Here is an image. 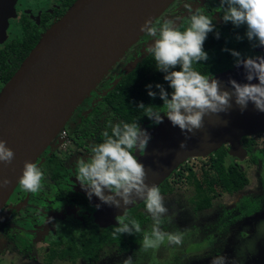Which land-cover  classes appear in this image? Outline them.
<instances>
[{
  "label": "flooded vegetation",
  "instance_id": "1",
  "mask_svg": "<svg viewBox=\"0 0 264 264\" xmlns=\"http://www.w3.org/2000/svg\"><path fill=\"white\" fill-rule=\"evenodd\" d=\"M77 1L0 0V97L6 85L42 37L65 16ZM180 2L179 8L171 10V4L156 20L163 22L165 19H173L183 30L189 24L190 13L184 7L187 3L193 11L200 9L204 14L209 15L216 30L220 33L219 39L216 38L215 32L208 35L204 50L209 59L206 62L194 64L196 71L209 77H216L234 70L236 68L235 58L230 52L224 51L225 48L238 51L245 57L261 55L260 47L253 48L252 43L247 40L246 26L236 28L231 23L223 22L224 9L220 5V0H180ZM169 9L173 12L166 15ZM237 36L244 37V39L237 40ZM153 43L152 38L143 34L75 110L65 128L39 157L35 164L45 176L42 189L37 193H30L19 185L14 191L0 212V264H6L9 254L13 257L12 264L16 261H21L22 264H122V261L130 256L134 263L139 260L136 254L142 250V243L131 245L128 250H124L125 248H121L117 243L96 245L99 252L94 259L80 254V251L86 249L88 243L97 241L96 238L102 240L118 224L116 217L110 220L105 218V209L102 205L99 209L96 208V205L101 203L98 198L93 196L89 201L87 193L76 179L75 162L80 157L87 161L92 147L103 142V132L107 130L109 121L112 123L138 122L141 129L147 130L150 136L164 123L166 116L163 117V123L158 125L146 115L143 120H135L134 117V121H129L121 113L120 103L113 92L120 82L132 75L134 85L138 86L145 76L149 84H163L169 92L172 91L164 80V73L157 71L154 57L146 51ZM138 89L141 88L138 87ZM131 95L136 99L135 91H132ZM151 103L152 106L163 107V101L159 96L155 100L152 99ZM260 135L263 134L246 138L256 143L255 138ZM225 147L230 150L229 146ZM243 148L247 152L245 158L233 160L229 156V164L240 165L241 162L252 161V158L256 156V147L252 151L244 145ZM134 154L139 159L142 153ZM259 161L258 158L256 163H252L257 164ZM185 165H180L160 185V188L170 187L171 190H169H173L161 193L166 201V207L170 209V218H164L161 225V229L166 232L175 228L179 222H183L182 212L186 206L183 203L185 195L189 196V201L195 196V188L189 182L190 188L186 191H182L172 183L175 177H179L176 174L183 171ZM262 169L259 172L261 192L257 194L250 191L248 193L249 181L244 190L234 195L220 193L232 197L233 203L224 202L226 206L221 210L222 214L217 215L215 219L202 220L196 215L201 211L212 210L215 201L222 197L220 194L214 197L209 209L193 208L189 217L190 219L196 218V223L192 229L187 231V236H183L181 245L167 249L168 260H164L162 264H184V262L191 264L199 255L207 254V249L216 254L211 257L220 256L218 252L221 246L225 245L232 231L245 222L264 216V168ZM175 201L178 202L175 203ZM178 203L183 205L179 221L175 215L178 211ZM251 203H254L257 209L249 214ZM138 207L141 206L136 208ZM132 210L126 213L128 219L134 215ZM226 212L227 216H224ZM147 215L149 220L142 231L146 226L151 229L153 224L150 214L147 213ZM199 221H201L200 225ZM175 222H177L176 225ZM202 222H206L208 227L203 228ZM209 235L208 242L206 238ZM128 237L129 235H126V238ZM143 261L146 259L144 258ZM148 264L158 263L153 260Z\"/></svg>",
  "mask_w": 264,
  "mask_h": 264
},
{
  "label": "water",
  "instance_id": "2",
  "mask_svg": "<svg viewBox=\"0 0 264 264\" xmlns=\"http://www.w3.org/2000/svg\"><path fill=\"white\" fill-rule=\"evenodd\" d=\"M174 1L78 0L42 37L0 97V140L15 153L12 165H0V177L12 180L0 191V212L19 186L24 162H37L75 110L144 34V22L159 18ZM243 70L235 76L245 78ZM227 74L217 80H228ZM223 88L231 91L230 85ZM204 124L187 141L167 118L154 130L169 134L165 130L172 128L174 133L163 154L151 148L140 161L149 169L147 183L160 187L188 159L213 155L228 145L230 158L243 160L247 152L242 141L264 133V113L251 103L242 112L233 100L228 113L206 116ZM182 143L187 147L182 149ZM141 204L138 200L127 211ZM102 206L109 220L124 214L123 209Z\"/></svg>",
  "mask_w": 264,
  "mask_h": 264
},
{
  "label": "clouds",
  "instance_id": "3",
  "mask_svg": "<svg viewBox=\"0 0 264 264\" xmlns=\"http://www.w3.org/2000/svg\"><path fill=\"white\" fill-rule=\"evenodd\" d=\"M224 9L222 20L236 28L246 26L245 36L253 48H264V0H220ZM189 24L183 30L173 19H147L140 31L152 38L154 43L146 49L154 57L156 69L164 73V80L172 90L169 92L163 84L146 86L149 97L153 100L159 96L163 107L139 104V109H146L148 119L154 124L163 123V117L179 127L185 133V140H190L196 132L205 127L206 116L228 113L233 106H239L243 112L249 103L264 113V55L243 56L235 50L224 49L235 58V67L245 69L247 83H238L230 79L231 91L225 90L219 80L196 71L194 64L209 59L204 50L205 41L210 33L220 38L212 18L200 9L193 11L189 4ZM242 41L244 37L237 36ZM179 68L180 70H176ZM258 81V83H253ZM110 130V131H109ZM191 134V135H189ZM104 140L95 144L87 161L80 157L75 162L76 179L87 193L89 201L93 196L101 205L123 209L124 214L117 216L118 226L113 227V236L134 235L141 232V225L127 217V209L138 200L143 201L146 211L150 214L153 224L150 231H145L142 239L144 250L156 249L167 241L169 245H181L182 232H166L161 229L164 218H170V209L166 207L160 187L149 184V169L139 162L136 152L146 151L151 136L142 130L138 122L112 123L109 121L107 130L103 132ZM187 144L182 143L181 148ZM15 159L14 151L7 147V142L0 140V165L10 166ZM45 176L37 164L25 161L19 185L27 192L37 193L42 189ZM12 180L0 177V191L7 189ZM256 233H264V221L256 226ZM122 264H133L132 257H127ZM210 264H230L227 256H216ZM234 264V261L232 262Z\"/></svg>",
  "mask_w": 264,
  "mask_h": 264
},
{
  "label": "rangeland",
  "instance_id": "4",
  "mask_svg": "<svg viewBox=\"0 0 264 264\" xmlns=\"http://www.w3.org/2000/svg\"><path fill=\"white\" fill-rule=\"evenodd\" d=\"M181 6L180 0H175L172 5L170 6V9L174 8H179ZM172 7V8H171ZM168 10L166 12V15L169 13H172L173 11ZM261 55H264V48L260 47ZM242 69L241 67H236L234 70L228 72V80H219L222 84L223 87L227 88L228 87V81L230 79H234L237 82H242L246 80L245 78H239L236 77V73ZM243 74L246 75L245 69L243 70ZM226 74V73H225ZM220 76H223V74L218 75L214 78H219ZM245 77V76H244ZM169 134H164V133H152L151 140L149 142V145L146 149L145 152L139 155V162L142 160V158L152 149L154 151H158L160 156L161 154L164 153V145L167 143V139L170 134L174 133V130L172 128H169L165 130ZM263 135H260L256 137V151L255 155L259 158V162L257 164L252 163V161H247L239 163L240 166L242 167V170L247 173L249 177L250 184L248 186V193L251 191L255 193H259L260 191V169L264 168V161L260 157L259 153L264 154V133ZM230 147V145H228ZM210 156V155H209ZM207 155H200L198 157H193L188 159L184 164H187L188 166L192 167L194 171L197 173L201 167H203L207 162H208V157ZM190 160V162H188ZM234 160V159H233ZM263 170V169H262ZM187 172L183 173V177L179 178L178 176L175 177V180L172 181L173 185L175 187L181 188L182 191H186L190 188L188 181H187ZM254 194V193H253ZM222 197L218 198L217 201L214 203V207L210 211H201L196 215L198 218L201 217L202 220H208L210 221L211 219H215L217 215L219 216L221 210L225 208V203L232 204L233 203V198L228 197L224 194H220ZM189 196L185 195L183 199L184 205H186L183 208L182 216L184 215L183 222H179L178 225L176 223L179 221V215H180V210L182 209L183 205L178 203V211L176 212L177 216V222H175V228L170 230L169 232H182L183 236H187L186 233L189 229H192L193 225L196 223V218L190 219L189 215L190 212L193 211V208L195 209V205L193 204V199L189 201ZM165 205L166 201L164 199ZM178 201H175L177 203ZM142 205V204H141ZM140 205V206H141ZM224 216H227V212L223 214ZM187 216V217H186ZM206 221V222H208ZM225 221V220H224ZM264 221V216L257 217L252 219L251 221L243 223L241 226L237 227L234 231L231 232L229 238L227 241H225V245L223 244L221 246V249L219 250L220 256H227L229 258L230 264L234 261V264H264V233L257 234L256 233V226L261 222ZM199 225L201 224V221H199ZM202 222L203 228L208 227L205 223ZM147 228V229H146ZM146 228L143 229L145 232L146 230H149L150 228L146 226ZM204 233V232H203ZM200 238L198 239V241ZM206 240L209 242L210 240V235L207 236ZM167 242V241H166ZM165 242V243H166ZM162 244L160 247L156 249H149V250H142L137 252V256L139 260L136 261V263L133 262V264H148L150 261L156 260L158 264H162L164 260H168L167 256V249L168 248H174L175 245H169L167 244ZM202 245V244H201ZM208 253L205 255H199V257H196L191 264H210V258L211 255L214 254V252H210L209 249ZM216 255V254H214ZM15 257V256H14ZM146 259V261H143V259ZM4 259V258H3ZM124 259V258H123ZM13 257L12 254H9L6 258V264H12ZM183 262V261H182ZM40 263V262H39ZM14 264H22L21 261H16ZM185 264V262H184ZM190 264V263H187Z\"/></svg>",
  "mask_w": 264,
  "mask_h": 264
},
{
  "label": "trees",
  "instance_id": "5",
  "mask_svg": "<svg viewBox=\"0 0 264 264\" xmlns=\"http://www.w3.org/2000/svg\"><path fill=\"white\" fill-rule=\"evenodd\" d=\"M132 79L133 75L125 78L117 87L114 88L113 92L116 94V99L120 103L121 113L125 115V118L129 121H134V117L136 118L135 120H143L144 116H147V112L146 109H139V104L143 103L146 107L152 105V98L149 97L146 90V86L149 85V81H146L145 76H143V81L137 86L134 85ZM152 85V90L158 92L159 90L155 88L156 84ZM138 87L141 89H138ZM132 91H135L136 99L131 97ZM153 107H155V105ZM243 145L249 149V151H252L256 147V143L249 138H245L243 140ZM259 155L264 161V154L259 153ZM228 160L229 149L227 147H223L213 155H210L208 162L201 167L197 173L192 167L186 164L183 167V171L176 174L179 175V178H181L183 177L184 172L188 173L187 181L195 188L193 204L197 210L209 209L212 206L214 197L219 196L220 193L234 195L248 186L249 177L247 173L242 171L240 165L229 164ZM257 161L258 157L255 156L252 158V162L256 163ZM169 189L170 187L160 188L161 193L168 192L171 190ZM254 205V203L249 205V214H251L253 210L257 209ZM142 209L144 211H142ZM145 211L146 208L143 203L141 207L132 210V214L134 215L129 219V221L136 220L141 225L140 233H135L131 236L129 235V237L126 238L127 234L114 237L112 231L111 233H107L102 240L96 238L97 241H91L88 243L86 249L84 251H80V254L86 258L90 257L94 259L97 257L99 252L96 245L117 243L121 248H125L124 250H128L131 245L135 246L141 244L144 234L142 228L149 220Z\"/></svg>",
  "mask_w": 264,
  "mask_h": 264
}]
</instances>
